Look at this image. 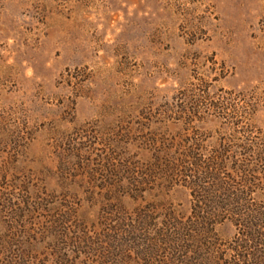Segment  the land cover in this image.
<instances>
[{
  "label": "rangeland",
  "instance_id": "1",
  "mask_svg": "<svg viewBox=\"0 0 264 264\" xmlns=\"http://www.w3.org/2000/svg\"><path fill=\"white\" fill-rule=\"evenodd\" d=\"M263 240L264 0H0V264H262Z\"/></svg>",
  "mask_w": 264,
  "mask_h": 264
},
{
  "label": "trees",
  "instance_id": "2",
  "mask_svg": "<svg viewBox=\"0 0 264 264\" xmlns=\"http://www.w3.org/2000/svg\"><path fill=\"white\" fill-rule=\"evenodd\" d=\"M192 158L195 160V161H197L196 159H195V156H193V154H192ZM213 165V164H212ZM191 166L194 168L195 166H197V162H194L193 163V165H192V163H191ZM214 167L216 168V170H215V174H212L211 172L214 170V168L212 169V170H210L211 172H205L204 174L205 175H208L209 173H211V174H209L210 176H216L218 173H219V171L221 170V168H220V166L218 165V164H214ZM176 170H177V167L175 168ZM198 169H202L203 170V172H204V170H208L207 168L205 169V168H202V167H195V169L192 171V173H194V175H196L197 176V172H198ZM195 170H197V172L195 171ZM191 171V170H190ZM201 174H202V172H200ZM253 173V172H252ZM249 175H250V172H249ZM194 179H196L195 177H194ZM215 179V178H214ZM199 182H201V180L199 181ZM198 182V183H199ZM192 187H193V189H192V191L193 192H196V189H199L200 190V186H199V184H197V183H194L193 185H192ZM198 193V192H197ZM243 195V194H242ZM199 198H206V197H204V196H200ZM233 198V197H232ZM235 198H236V196H235ZM238 198V197H237ZM199 203L201 204V205H203V208H201L200 206L199 207H195V211H194V214H195V217H196V220L198 219L199 221H204L205 223H207V221L210 223L211 222V219H213V224H217V219H219L220 218V214H217V215H215V214H213L212 213V208H211V206H210V203L209 204H207L206 203V201H200L199 200ZM215 204V203H214ZM231 206V205H230ZM226 207V206H225ZM228 207L229 206H227V209H225L226 211H230V210H228ZM241 207V205H239V208L238 209H241L240 208ZM208 209V210H207ZM235 209H237V208H235ZM199 210V211H198ZM245 210V209H244ZM225 211V212H226ZM232 212V211H231ZM206 215L205 217H201V215ZM261 220L262 219H256L255 218V216L253 217V216H251V219L250 220H242L241 219V223L242 222H245L244 224L246 225V224H251V223H253L254 221H256V222H259L260 224H261ZM249 222V223H248ZM196 224H198V223H196ZM260 224H258L257 226H260ZM254 227L255 226H252V228L253 229H249V232H250V234L247 232V236H251L252 238L254 237V233H255V231H254ZM198 231H200L199 229H198ZM252 233V234H251ZM258 234V233H257ZM261 236V235H260ZM261 238H263L262 236H261ZM207 240H209L208 239V237L206 238ZM263 243H264V240L262 241ZM260 263V262H259ZM262 264H264V262L262 263Z\"/></svg>",
  "mask_w": 264,
  "mask_h": 264
}]
</instances>
